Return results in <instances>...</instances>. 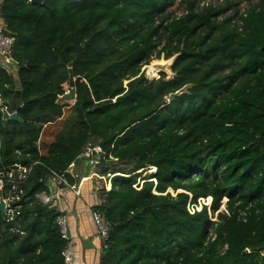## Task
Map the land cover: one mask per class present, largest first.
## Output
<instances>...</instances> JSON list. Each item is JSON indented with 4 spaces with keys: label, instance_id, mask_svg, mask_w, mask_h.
<instances>
[{
    "label": "trees",
    "instance_id": "trees-1",
    "mask_svg": "<svg viewBox=\"0 0 264 264\" xmlns=\"http://www.w3.org/2000/svg\"><path fill=\"white\" fill-rule=\"evenodd\" d=\"M241 1L180 0L177 17L176 0H3L18 67L0 68V99L23 123L0 112V172L32 169L0 214V264H67L61 212L37 196L51 171L75 183L89 143L107 182L100 264H264V0ZM174 56L172 78L145 77Z\"/></svg>",
    "mask_w": 264,
    "mask_h": 264
},
{
    "label": "built area",
    "instance_id": "built-area-1",
    "mask_svg": "<svg viewBox=\"0 0 264 264\" xmlns=\"http://www.w3.org/2000/svg\"><path fill=\"white\" fill-rule=\"evenodd\" d=\"M205 3L206 2H202V6ZM2 4H3V0H0V13H1ZM11 52H12V40L7 34L6 24L0 16V58H1L0 68H3L8 72L14 71L18 67V63L12 60L11 58ZM2 111L4 113H7L9 116H11V112H8V109L6 107L2 108ZM100 151L101 148L98 144L93 145L92 143H89L87 147L84 149L80 158L87 159L93 165H96L100 161L99 156H97L95 160L93 159V157L95 153H99ZM74 167L75 166L72 165L68 169L67 173L70 174V176L73 177L75 180H77L80 176L74 175L73 172ZM31 169L32 167L30 169H25L20 164H14L13 166L10 167L8 171L0 172V197L3 195L7 197L6 199L1 197L0 200H3L5 202V210H6L5 216L8 215L10 219H13V214H14V210L11 207V203L19 199L18 194L14 196L13 192H18L20 195L23 193V191L21 190V186L24 185L28 180ZM49 181H50L49 192H42L37 196V198L43 206L55 207L56 209L59 210L65 192L72 191L76 196H80V192H81L80 190L84 179H81L78 185H76V181L74 184H70V182L68 181V179L65 177L64 174H59L55 171H51V176ZM51 185H53L54 187H51ZM101 189L102 188L97 189V194H98L97 205H101L106 201L103 197L100 196ZM202 204L207 205L203 199H200L198 201V205L196 206L189 205L188 206L189 212L194 213L195 210L201 211ZM19 208L20 207H17V209ZM90 213L97 230V236L100 241V248L102 252L108 247L110 226L109 223L103 218L101 213L94 210L93 207L90 209ZM56 223L60 229L61 238L69 242L66 248L64 249V251L62 252V256L64 257L65 262L68 264L72 261L73 258V251H72L73 247L69 235L68 221L63 212H61V216L57 218ZM209 239H211V241H214L216 239V234L214 232H211ZM226 249H227V245H225L224 247V250Z\"/></svg>",
    "mask_w": 264,
    "mask_h": 264
},
{
    "label": "crops",
    "instance_id": "crops-1",
    "mask_svg": "<svg viewBox=\"0 0 264 264\" xmlns=\"http://www.w3.org/2000/svg\"><path fill=\"white\" fill-rule=\"evenodd\" d=\"M81 161L83 164L77 162L73 169L74 175L80 176H78L79 181L78 179L75 180L76 185L81 179H84L80 196H76L72 191L65 192L59 209L67 218L73 247V258L68 264H100V241L90 209L97 205V189L101 188L100 183L106 182V180L102 178L103 176H99L98 167L91 163L88 164L89 160L83 159ZM51 187L54 186L51 185ZM103 198L106 197L103 196Z\"/></svg>",
    "mask_w": 264,
    "mask_h": 264
},
{
    "label": "rangeland",
    "instance_id": "rangeland-1",
    "mask_svg": "<svg viewBox=\"0 0 264 264\" xmlns=\"http://www.w3.org/2000/svg\"><path fill=\"white\" fill-rule=\"evenodd\" d=\"M235 1V0H234ZM253 2H256L257 0H252ZM202 2H206V3H212V4H214V5H219V4H222L223 2H224V0H199V7H202ZM240 5H239V8L241 9V11H244L247 7H248V4H247V2L245 1V0H242L240 3H239ZM185 4L183 3V2H180V0H176V3H175V5H173L172 7H171V11L172 12H174L175 13V16H182L183 14H185V12H186V8H185ZM173 13V14H174ZM1 59V58H0ZM157 61V60H156ZM153 62V61H152ZM142 71L144 72V74H145V77L148 79V80H153V79H156V78H158V77H153V76H150V75H148V73H147V68L146 67H144L143 69H142ZM165 75L167 76V79H170V78H172L173 76H174V74L172 75V74H168V73H165ZM153 77V78H152ZM66 90L68 91L69 90V86L67 85L66 86ZM61 101V100H60ZM59 101V102H60ZM62 103V102H61ZM65 103H66V101H65ZM69 103H71V104H73V102H69ZM63 104V103H62ZM66 115H68V111L66 112ZM61 120L60 121H57L55 124H53L52 126H48V129L46 130L48 133H51V132H53L55 129H59L60 128V125H61ZM52 127V128H51ZM56 127V128H55ZM91 162L89 161L88 162V164H90ZM78 164H83V161H79L78 162ZM92 164V163H91ZM149 173H152V172H150V170H147L146 172H144V174H143V176L145 175V174H149ZM100 176V175H99ZM142 176V177H143ZM102 177V176H101ZM104 180H106V178L104 179ZM105 183H107V182H105V181H102V183H100L101 185H104ZM2 198H7L6 196H1ZM0 197V198H1ZM8 197H9V194H8ZM106 199V198H105ZM206 204H209V202H206Z\"/></svg>",
    "mask_w": 264,
    "mask_h": 264
},
{
    "label": "water",
    "instance_id": "water-1",
    "mask_svg": "<svg viewBox=\"0 0 264 264\" xmlns=\"http://www.w3.org/2000/svg\"><path fill=\"white\" fill-rule=\"evenodd\" d=\"M176 57H177V56H174V57L171 58L172 63H171V65H170V70H171V67H172V65H173V63H174ZM157 67H158V66H157ZM159 67H160V66H159ZM162 73L165 74L166 72L163 71V70L160 71V72H159V76H158V78H160V74H162ZM158 78H157V79H158ZM185 90H186V88H184V89H182V90H180V91H178V92H176V93H174V94H171L170 97H169V99H168L169 102H171V101H172L174 98H176L177 96L183 94V93L185 92ZM16 96H17V99H18L19 96H20V92H19V91L17 92ZM75 98H76L75 80H74V78H71L70 83H69V90H68V92H66L63 96H61L60 99H61L62 101H66V102H73V101H75ZM16 105H17V103H14V104H13V106H12V108H11L12 111L15 110V106H16ZM0 106H1V99H0ZM10 120H12V121H17V122H19L20 124L23 123V121L18 117V114H17L16 112H14V113L11 115ZM79 179H80V178H78V181H79ZM5 211H6V210H5V202H4L3 200H0V214H1V217H2V218L5 217ZM247 253H249V250H245V251H244V255L247 254Z\"/></svg>",
    "mask_w": 264,
    "mask_h": 264
},
{
    "label": "bare ground",
    "instance_id": "bare-ground-1",
    "mask_svg": "<svg viewBox=\"0 0 264 264\" xmlns=\"http://www.w3.org/2000/svg\"><path fill=\"white\" fill-rule=\"evenodd\" d=\"M171 63H172L171 59H169V60L160 59V60H157V61L153 60V62L149 66L146 67L147 68V73L150 76L158 77L159 76V72L163 70L166 73L173 75V72L170 70Z\"/></svg>",
    "mask_w": 264,
    "mask_h": 264
},
{
    "label": "clouds",
    "instance_id": "clouds-1",
    "mask_svg": "<svg viewBox=\"0 0 264 264\" xmlns=\"http://www.w3.org/2000/svg\"><path fill=\"white\" fill-rule=\"evenodd\" d=\"M68 92V91H67ZM2 108H5V107H3L2 106V102H1V106H0V112H2L3 114H7V113H4L3 111H2ZM7 108V107H6ZM8 109V108H7ZM8 112H11V115L14 113V112H16L15 110L14 111H12V110H10V109H8ZM17 113V112H16ZM8 115V114H7ZM9 116V115H8ZM9 117H11V116H9Z\"/></svg>",
    "mask_w": 264,
    "mask_h": 264
}]
</instances>
